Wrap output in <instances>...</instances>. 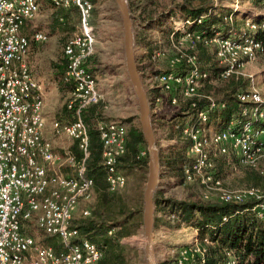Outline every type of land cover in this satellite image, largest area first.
Wrapping results in <instances>:
<instances>
[{
  "label": "built area",
  "instance_id": "built-area-1",
  "mask_svg": "<svg viewBox=\"0 0 264 264\" xmlns=\"http://www.w3.org/2000/svg\"><path fill=\"white\" fill-rule=\"evenodd\" d=\"M51 3L57 8L76 6L81 22L64 47L65 82L72 85L68 109L74 120H53L49 126L43 87L28 61L31 40L23 34L40 14V4L38 0H0V264H101L103 260L99 246L83 239L73 225L77 212L92 202L95 192L94 180L87 175L90 136L82 118L83 110L103 101L97 80L86 66L95 54L91 21L95 5L91 0ZM229 7L239 13L244 10L240 0H233ZM206 18L170 17L168 42L159 40L149 57L159 72L156 84L146 91L149 104L151 111L186 119L176 125L191 159L183 168L185 184L199 185L206 201L255 202L252 212L264 224V192L255 187L230 189L217 175V159L231 154L250 169L264 161L263 96L256 88L240 91L235 95L239 112L222 129L210 122V114L226 106L224 95L217 96L214 87L232 79L251 81L246 68L264 54V40L257 37L264 32V0L253 17L225 18L227 34L215 31L208 36L201 29ZM49 39L43 32L33 36L34 42ZM201 45L211 55L207 64L200 58ZM98 132L109 189L118 191L127 184L118 164L127 152L128 128L120 122H100ZM50 135L76 141L82 158L69 151L61 163ZM67 163L74 168L73 174L63 172ZM90 214L82 212L84 217ZM171 217L180 222L176 215ZM28 223L56 238L60 248L29 235ZM208 230L191 229L184 244H173L170 262L209 264L210 248L218 241L211 235L217 229ZM220 264H238L236 252L225 248Z\"/></svg>",
  "mask_w": 264,
  "mask_h": 264
},
{
  "label": "trees",
  "instance_id": "trees-1",
  "mask_svg": "<svg viewBox=\"0 0 264 264\" xmlns=\"http://www.w3.org/2000/svg\"><path fill=\"white\" fill-rule=\"evenodd\" d=\"M91 1L94 4L95 0ZM132 1L133 0H131V3L130 1L128 3L131 15L133 14ZM247 1L252 3L253 6L258 7L262 0ZM39 2L42 3L43 9L52 11L49 19L43 21V24H45V27L48 29L47 35L50 38L53 36H61L65 47L67 41L77 33V28L80 25L81 14L79 9L76 6H71L68 9L57 8L52 5L51 0H39ZM220 9L221 5L219 6V4H216L212 0H199L196 5L193 2H189V0H185L176 6L174 13L178 12L183 17L192 19H197L206 15V21L201 29L206 32L208 36H211L215 31H221L227 34L230 29L225 18L231 15L239 16L242 13L235 12L230 7L226 12L224 11V13L220 11ZM245 17L246 15L243 18ZM256 20L258 21L257 18ZM162 23L163 19L158 17L151 20L148 27L160 26ZM27 37L30 39L31 35H27ZM257 37L264 40V32H260ZM167 42L168 39L166 40V43ZM146 47L147 49L150 48L149 46ZM154 47L155 46H153L152 49H148V58L151 56ZM198 51L203 64H207L211 61V55L207 48L201 45L198 47ZM91 59L88 60L86 66L89 72L94 75L95 69L89 67V61ZM61 63L62 65L58 66L59 72L56 74V77L60 83L64 84L68 91L71 92L72 85L65 82V74L68 67L66 56L61 59ZM227 83H230V86L228 90L226 89L225 93H222V95H224L223 102L226 105L225 108L216 110L210 114V122L218 129L224 127V123L230 119V116L239 112L240 103L235 95L241 90L247 91L250 80L243 78L232 79ZM219 84L221 85V83ZM215 90L217 93L218 89ZM98 105L89 106L83 110L82 118L88 128L90 136V157L87 160V175L94 180L95 190L101 194H105L107 191L111 190L107 182V170L103 166V146L98 132V124L100 122L109 123L113 121L102 120ZM200 107H204V103H201ZM194 112L195 111H192V113ZM68 113L69 115L66 116L64 120L60 121H73L74 118L71 111H68ZM131 121L132 120H124L120 123L126 125ZM152 124L155 132L156 127L153 118ZM178 133H180V131H178ZM178 133L171 134V137L179 140ZM70 143L68 150L71 151L77 159H81L82 153L78 148V143L76 141H70ZM187 145L188 143L179 140L174 146L168 148L159 147L161 177L167 175L169 172V175L175 178L176 186L185 185L183 168L185 164H191V159L187 155ZM148 157V147L142 128L133 126L128 132L127 152L120 158L118 170L120 168L121 170L133 171L138 167H147ZM228 164L230 163H228L227 158L218 163L217 175L219 177L226 172ZM254 175L255 182L252 184L254 186L251 185L250 187L261 189V191L264 192V185L262 186L261 184L260 174L256 173ZM188 189H191L192 193L190 197L185 200H175L172 198L161 200V193L157 192L155 195V204L157 207L163 205V207L170 209V213L176 215L180 220L178 226L183 222L195 226V228L202 232L211 231L208 230L210 227H215L217 229L211 232L213 240H217L218 244L210 248L209 264H220L223 259V251L225 248L236 252L238 264H264V224L252 212L255 202L249 201L243 204H236L206 201L203 198H198V193H202V188L199 185L192 184L188 186ZM93 214L95 216L94 219L78 222L74 227L79 230L83 239H88L95 243L102 250L103 260L101 264H125V257L121 252L122 246L119 242L133 233L129 226L135 219V213H124L125 216L120 219L114 217V211L112 210L104 212L102 209H97ZM224 218H228V221L224 222ZM158 222V218H155V228L159 227L160 224ZM27 233L34 236L31 232ZM45 236L46 238L43 241L44 245L54 246L52 240L57 239L46 234ZM54 247L59 248L58 241L57 245ZM161 264L172 263L166 261Z\"/></svg>",
  "mask_w": 264,
  "mask_h": 264
},
{
  "label": "rangeland",
  "instance_id": "rangeland-1",
  "mask_svg": "<svg viewBox=\"0 0 264 264\" xmlns=\"http://www.w3.org/2000/svg\"><path fill=\"white\" fill-rule=\"evenodd\" d=\"M129 1L131 3V0H128V3ZM183 1L185 0L132 1L136 60L146 91L150 86L154 85V83L156 84L155 79L159 74L158 71L155 72V67L148 58V49H152L159 40L166 43L169 33L170 17L177 15L182 16L178 12L174 13V9ZM198 1L199 0H189V2H193L195 5ZM212 1L219 4V6L221 5L220 11L224 13V11L226 12L229 9L233 0ZM240 2L244 10L238 18H243L245 15L253 17L259 6L255 7L247 0H240ZM94 5V10L96 11H93L91 21L94 28L96 43L95 54L89 61V67L95 69L94 76L97 80L98 88L103 95V101L98 105L100 116L104 121L112 120L114 122H123L124 120H132L130 123L126 124L128 132L133 126L142 128L140 123V107L130 82L126 66L124 28L119 8L115 0H95ZM158 17L163 19V23L160 26L148 27L151 20ZM49 40L44 43H48ZM146 46L150 48L147 49ZM246 74L252 77L250 78L251 81L248 89L256 88L264 98V54L260 55L253 64L246 68ZM229 86L230 83L218 84L215 86L214 89H218L217 96L220 97L222 93H225ZM69 97L70 95L59 99L60 106L58 108L56 107L55 111H52V116L57 115V120L64 119L69 115L68 111L70 110L67 109ZM56 99L58 98L56 97ZM52 106L53 105H51V107ZM71 114L73 116L72 112ZM46 119L50 126L53 121L52 118L46 116ZM180 120L183 119L180 118ZM185 121L186 119L180 121V123H184ZM166 128H161L159 133L161 135L156 137V146L158 149L162 144L165 146L169 142L166 139L168 135L165 136L163 134L167 132ZM178 135L180 141L187 143L186 139L183 138L180 133H178ZM50 137L56 148L58 157L61 160L60 162L62 163L64 161L63 159H66V153L69 152L68 147L71 144V140L52 135H50ZM179 140H177V142ZM225 158H227L230 164H228L226 172L221 175L222 177L220 176V178L224 181L226 187L233 190L250 188L255 182L254 174L256 173L260 174L261 184L262 186L264 185V161L261 162L262 164H260L259 167L252 170L241 166L237 156L231 154L227 157L218 158L217 167L218 163L222 162ZM62 170L66 174H73L74 168L67 163ZM119 172L127 178L126 186L118 191H107L105 194H101L95 190L92 202L79 209L73 225L81 221L94 219L95 216L93 213L97 209H102L104 212L112 210L114 211V217L117 219L125 216L124 213L128 214L129 212H134L135 219L129 226L133 233L129 237L120 240L119 243L122 246L121 252L125 257V264H147L144 235V193L149 177V157L147 167H138L133 171L121 170L119 168ZM190 185L192 184H185L184 186L169 184L166 186L159 182L157 192L161 193V200H166L167 198L185 200L188 199L192 193L191 189H188ZM198 194V198L201 199L202 193ZM156 209L155 218H158V223L160 225L155 228L154 236L157 259L158 263L161 264L170 261L172 244L180 237L186 240L188 232L194 229L195 226L183 222L178 226V221L173 220L171 217L172 213H170V209L163 207V205L158 206ZM85 210L90 211V216L84 217L82 215V212ZM26 231L33 233L37 241L44 244L43 241L46 236L41 231L37 230L34 223H28L26 225ZM52 244L56 246L57 240L53 239ZM58 246L60 248L59 244Z\"/></svg>",
  "mask_w": 264,
  "mask_h": 264
},
{
  "label": "crops",
  "instance_id": "crops-1",
  "mask_svg": "<svg viewBox=\"0 0 264 264\" xmlns=\"http://www.w3.org/2000/svg\"><path fill=\"white\" fill-rule=\"evenodd\" d=\"M39 2V0H38ZM40 4V14L38 17L32 21L29 22L25 28L23 29V34L27 37V35H31V49L29 53V64L31 66L32 71L34 72V75L39 80V82L42 84L43 87V94L45 96V115L52 118V120H57V115L52 116V111L58 108L60 106L59 99L65 96L70 95V91L64 86V84H61L60 81L57 79L56 74L59 72L58 66L62 65L61 59L64 58V43L62 42L61 36H53L50 38L48 43H42V42H34L33 36L37 32H43L48 34V29L45 27V24H43V21H46L51 16L52 11L43 9L42 3ZM80 25L78 26L77 31L79 30ZM56 97L58 99H56ZM51 105H53L51 107ZM162 112H154L152 111V118L155 122V136H159L160 129L167 126V132L163 133L166 137V139L169 141L168 144L165 146L162 144L160 147L168 148L170 146L176 145L177 139L172 138L171 134L178 133L176 130V125L179 124L180 118L175 117L173 115L164 114ZM166 117V118H165ZM65 119V118H64ZM61 119V120H64ZM59 120V119H58ZM66 122V121H63ZM162 185H176L175 184V178L172 177V175H169V172L167 175H163L161 177L160 184ZM180 232V230H179ZM184 238L181 237L174 242V244H184L185 243ZM173 245V244H172Z\"/></svg>",
  "mask_w": 264,
  "mask_h": 264
},
{
  "label": "water",
  "instance_id": "water-1",
  "mask_svg": "<svg viewBox=\"0 0 264 264\" xmlns=\"http://www.w3.org/2000/svg\"><path fill=\"white\" fill-rule=\"evenodd\" d=\"M115 1L123 21L127 71L140 107V123L148 147L149 177L144 193L145 257L147 264H159L156 252L154 226L156 211L155 195L161 178L160 152L156 146L151 107L137 65L134 24L128 0Z\"/></svg>",
  "mask_w": 264,
  "mask_h": 264
}]
</instances>
